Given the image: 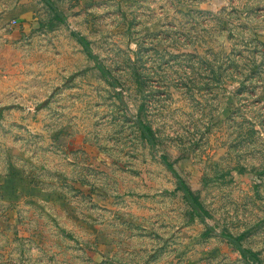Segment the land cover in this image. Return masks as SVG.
I'll use <instances>...</instances> for the list:
<instances>
[{
  "label": "rangeland",
  "instance_id": "rangeland-1",
  "mask_svg": "<svg viewBox=\"0 0 264 264\" xmlns=\"http://www.w3.org/2000/svg\"><path fill=\"white\" fill-rule=\"evenodd\" d=\"M50 1L0 0V264H264V0Z\"/></svg>",
  "mask_w": 264,
  "mask_h": 264
},
{
  "label": "water",
  "instance_id": "water-1",
  "mask_svg": "<svg viewBox=\"0 0 264 264\" xmlns=\"http://www.w3.org/2000/svg\"><path fill=\"white\" fill-rule=\"evenodd\" d=\"M47 2H48V4L56 12H58L62 16V14L58 11V9L54 6V4L50 0H48ZM62 18H63L64 21H66V19L63 16H62ZM77 36H78L80 42H82V44L85 46V48L87 49V51L95 58L96 61L99 62L98 58H96L94 56L90 45L80 35L77 34ZM99 66L101 67V69L104 72V74L112 82H114V85H115V80L113 78V75L100 62H99ZM136 120H137L140 128L142 129L144 135L147 137V139L149 140V142L154 146V148H156V142L150 136L147 128L145 127V125L138 118H136ZM161 160L166 165V167L168 168V170L174 175V177H175V179H176V181L178 183V186L181 189V191L183 192V194H184L185 198L187 199V201L197 211V213L199 214V216H201L202 218L206 219V215L204 214V212L201 210V208L199 207V205L195 202V200L192 198V196L188 192V190H187L186 186L184 185L183 180L181 179V177L173 170L172 167H170V165L168 164V162L163 157H161ZM210 228H211L212 231H214V229L212 227H210ZM222 237L225 238L226 240L230 241L231 243H233L240 250V252L244 256H246L247 258H249L254 264H261L259 262L258 258L256 256H254L248 249H246L237 238H234V237L228 236V235H224V234H222Z\"/></svg>",
  "mask_w": 264,
  "mask_h": 264
},
{
  "label": "trees",
  "instance_id": "trees-1",
  "mask_svg": "<svg viewBox=\"0 0 264 264\" xmlns=\"http://www.w3.org/2000/svg\"><path fill=\"white\" fill-rule=\"evenodd\" d=\"M45 1H48V0H45ZM59 14V13H58ZM57 17H59V18H62V16L59 14V15H57ZM118 97H119V99H122L123 98V96H122V94L121 93H119L118 94ZM2 112V110L0 111V113ZM147 128V127H146ZM147 130H148V132L151 134V129H149V128H147ZM164 159L167 161V158L164 156ZM168 164L170 165V167H172L173 168V165L171 164V163H169L168 162ZM174 169V168H173ZM183 183H184V185L186 186V188H187V190H188V192L190 193V195L192 196V198L195 200V202L199 205V207L201 208L202 206H201V204L199 203V201H198V199L193 195V193L191 192V190L189 189V187L185 184V182L183 181ZM193 210H194V213L195 214H197V215H199L198 213H197V211L193 208ZM204 214L205 215H207V212L206 211H204ZM210 230H211V228H210ZM238 240H240V238H237ZM254 256H256L254 253H252Z\"/></svg>",
  "mask_w": 264,
  "mask_h": 264
},
{
  "label": "crops",
  "instance_id": "crops-1",
  "mask_svg": "<svg viewBox=\"0 0 264 264\" xmlns=\"http://www.w3.org/2000/svg\"><path fill=\"white\" fill-rule=\"evenodd\" d=\"M0 5H1V6H4V3L2 2V3H0Z\"/></svg>",
  "mask_w": 264,
  "mask_h": 264
}]
</instances>
